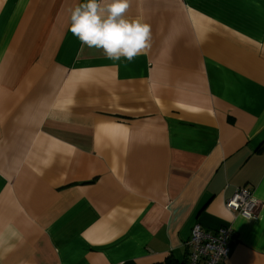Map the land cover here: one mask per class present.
<instances>
[{"label":"crops","instance_id":"0c3cea01","mask_svg":"<svg viewBox=\"0 0 264 264\" xmlns=\"http://www.w3.org/2000/svg\"><path fill=\"white\" fill-rule=\"evenodd\" d=\"M80 2L0 0V264H182L196 223L264 264V0H130L131 63L68 31Z\"/></svg>","mask_w":264,"mask_h":264},{"label":"clouds","instance_id":"9594fccd","mask_svg":"<svg viewBox=\"0 0 264 264\" xmlns=\"http://www.w3.org/2000/svg\"><path fill=\"white\" fill-rule=\"evenodd\" d=\"M130 0H83L68 8V31L82 46L101 50L112 61L131 63L151 47V28L127 15Z\"/></svg>","mask_w":264,"mask_h":264},{"label":"built area","instance_id":"2783aa9c","mask_svg":"<svg viewBox=\"0 0 264 264\" xmlns=\"http://www.w3.org/2000/svg\"><path fill=\"white\" fill-rule=\"evenodd\" d=\"M224 205L226 209L249 218L257 213L260 201L250 189L240 187L225 200ZM232 235L231 226L208 230L198 223L194 224L190 238L186 242L188 249L186 264H223L227 258Z\"/></svg>","mask_w":264,"mask_h":264},{"label":"trees","instance_id":"16d2710c","mask_svg":"<svg viewBox=\"0 0 264 264\" xmlns=\"http://www.w3.org/2000/svg\"><path fill=\"white\" fill-rule=\"evenodd\" d=\"M182 264H186V262H183Z\"/></svg>","mask_w":264,"mask_h":264}]
</instances>
